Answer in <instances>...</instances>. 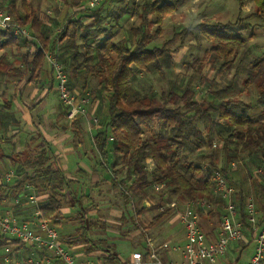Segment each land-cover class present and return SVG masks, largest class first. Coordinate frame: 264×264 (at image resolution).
<instances>
[{"label":"trees","instance_id":"trees-1","mask_svg":"<svg viewBox=\"0 0 264 264\" xmlns=\"http://www.w3.org/2000/svg\"><path fill=\"white\" fill-rule=\"evenodd\" d=\"M0 1L13 21L30 32L26 37L12 29L0 31V167L5 164L13 169L11 179L0 181V212L9 210L17 220L29 224L47 220L54 227L63 225L62 220H73L77 223L74 235H63L68 248L81 244L85 255L97 252L100 264H124L115 251V242H110L120 235L106 231L107 222L98 212L101 203H106L105 210L121 203L119 219L131 222L126 231H138L144 241L147 235L135 220L145 205L136 209L135 204L146 199L154 204L151 196L159 203L164 199L162 193L152 195L155 183H162L186 201H207L211 210L204 218L219 222L225 199L215 194L212 179L214 171H219L227 183L238 185L232 200L243 222L246 241L236 243L242 250L254 240L255 230L243 213L248 193L239 184L241 179L235 182V176L240 165L259 176L254 178L259 226L264 220V202L260 203L264 197V54L247 62L241 87L248 91V101L232 96L237 71L223 87L216 86L214 76L233 64H242L245 30L258 25L264 32V0H252L254 11L246 15L240 11L233 21H201L173 31L161 43L154 40L161 32V22L182 0H104L93 8L86 6L88 0H79L72 12L68 10L74 4L72 0H54L52 15L42 9L40 0ZM244 1L238 0L239 10ZM127 17L137 21L126 29V38L116 40L117 29ZM250 19L259 23L252 24ZM191 35L202 36L210 44L202 60L214 75L209 79L200 64L196 67L197 82L205 86L203 96L197 97L191 79L167 89L157 90L152 84L137 88L138 75L162 74L172 55ZM49 54L62 66L76 102L81 97L87 99L83 110L95 104L93 112L99 119L91 142L101 159L111 143L114 160L110 179L100 177L91 182L83 170L80 176L89 180L87 184L67 177L55 164L49 142L37 127L29 128L15 106L18 98L27 100L34 88L45 89L44 98L51 89L56 92L54 74L46 68ZM74 86L82 93L75 92ZM8 87H12L9 93ZM88 91L92 93L90 102ZM59 102L58 116L68 119V106ZM70 122L69 129L60 124V131L71 132L74 145L82 143L86 125L83 113ZM122 172L123 177L117 178ZM106 182L109 188L104 189L101 185ZM112 188L116 189L114 199L107 197ZM36 190L43 196L32 204L28 196ZM64 204L70 214L62 212ZM90 210L98 215H91ZM168 211L156 212L149 225ZM196 211L199 218L203 216ZM207 232L210 238L214 228ZM5 239L0 234V251L10 255ZM34 248L36 256H45V250ZM132 250L145 258L149 247L145 241L139 250Z\"/></svg>","mask_w":264,"mask_h":264},{"label":"rangeland","instance_id":"rangeland-1","mask_svg":"<svg viewBox=\"0 0 264 264\" xmlns=\"http://www.w3.org/2000/svg\"><path fill=\"white\" fill-rule=\"evenodd\" d=\"M72 7L68 9L70 12H72V9H77L79 0H72ZM77 3V4H76ZM55 5L54 0H43L42 1V9H45L47 13L52 15L53 6ZM61 6V4H60ZM254 4L252 0H245L241 6V10H239V3L238 0H182L175 10L168 15H166L162 22H161V32L159 35H155L154 40L157 43H161L162 41L170 38L173 34V31L180 30L183 27L192 26L195 25L201 21L206 20H216L221 22L226 21H233L235 18L239 15L241 11V15H246L252 11H254ZM63 11V9H62ZM137 20L132 17H127L123 20L121 25L118 27L116 32V40H123L126 38V29L133 23H135ZM250 22L252 24H258L259 21L256 19H250ZM155 26L152 28L154 29ZM150 29V28H149ZM30 34V32H29ZM243 40H244V48H243V61L242 64L239 66H236V64H233L229 66L223 73L216 74L214 77L216 79V86L217 87H223L227 85L235 76V71H237V76L235 78V90L233 92V97L240 98L243 100L248 101L250 99V95L248 94L247 90H242L241 84L244 77V73L246 71L247 62L257 55L264 54V32L258 25H252L249 29L245 30L243 32ZM209 42L202 36H189L186 38L185 45L180 48L178 51H176L172 57L170 58L168 67L164 69V72L162 74L157 73L155 75H138L137 80L135 82V85L140 90L146 89L150 84L157 89H167L170 86L178 85V84H185L189 79H191V84L197 88L198 93L197 97L200 98L205 93V86L199 85L197 82V71L196 67H198V64L201 65L202 71L207 75V77L210 79L214 74L213 70H210L209 66L204 64V60H202L205 50L209 47ZM175 44L172 45L174 47ZM50 55V54H49ZM52 56V55H51ZM53 57V56H52ZM47 71L49 72V68L46 63ZM178 75V76H176ZM75 92H81L80 87L74 86ZM12 90V87L7 88V92ZM32 91V90H31ZM86 97L88 98V101H91L92 93L88 91ZM208 98H210V95H207ZM46 102L49 105H52L56 107V110L59 112V97L57 93L51 89L48 93V95L45 97ZM18 101L21 102V99L18 98ZM95 104L89 105L86 109H84L83 116L85 117V124L87 126V129H91L93 132L94 126L97 125V121L99 118L94 114L93 110L95 109ZM48 108V107H47ZM47 110V109H46ZM45 112V110H44ZM71 119H67L66 117H63L59 114L57 117V123H59L58 127L60 128V124L66 125V129H69L71 127V123L69 121ZM96 123V124H95ZM70 124V125H68ZM201 128V125L199 126ZM58 128V129H59ZM60 130V129H59ZM69 135V140L75 143L74 136L71 132H66ZM75 140H78L77 137H75ZM90 135L89 132H87V135H84L82 144L77 147L75 144L76 155H73L70 159L71 162L76 166V162L80 166H84L86 164V169L90 171L91 164L98 163L96 166V171L99 174L101 178L104 179H110V173L109 168L114 160V155L110 150L111 143L109 142L107 145V154L106 156L101 159L98 155V153L94 150L92 144L90 143ZM74 145V144H73ZM86 152V154L84 153ZM78 154H85L82 155V159L78 156ZM81 161V162H80ZM76 163V164H75ZM122 163V160L120 161V164ZM239 173L237 174L236 181H239L241 179V182L239 184H242L245 191L248 193V196L252 198V200L257 204L256 202V195H255V181L254 178L259 177L256 176L257 174L252 172L249 174L246 170V167L240 165L239 166ZM255 169V168H254ZM13 170L11 167L9 168L5 164H1L0 167V178L5 179V174ZM110 171H112V168H110ZM124 173L117 175V178L123 177ZM253 175V178H252ZM195 177H198L195 175ZM77 179L84 180L83 182L87 184L89 181L87 178H83L80 175L76 176ZM131 179L127 181V183H130ZM87 182V183H86ZM162 184V183H161ZM234 188L238 187V185L232 183ZM108 182L101 185L104 189H107ZM240 186V185H239ZM86 188V187H85ZM109 188V186H108ZM32 189V188H30ZM109 195L107 197H110L111 199H114L116 196V189H108ZM107 192L105 190L102 191ZM37 196V200H39L43 193L41 191L36 190L34 192ZM158 193H162L164 196V199L159 203L155 197L151 196L152 202L154 204H151V201H149L148 205L143 206L142 203L135 204V208L139 209L141 206L144 207V210L140 212L139 215L136 217V224L142 228L146 235L158 239L160 241H167V242H175L177 239L179 243L184 244L185 242V230L183 228V224L179 220V214L184 209L186 200L181 198L177 193L168 191L163 184L161 185L160 189L158 191L152 190V195H157ZM147 200V199H146ZM264 202L263 199L260 200L261 202ZM105 204L101 203L100 206L102 207L100 212L101 220H105L107 222V230L109 233L115 232L116 235H120V237L116 236L115 238H110V242H115V251L120 257L121 261L126 264H131L130 255L132 252H135L136 250L132 249H140L141 246L144 245V237L140 238L139 232L136 230H127L126 228L130 227L131 222L127 220L125 223L122 222L119 219V214L122 213V208L117 205H112L111 208L105 210ZM169 208V211L155 224L149 225L152 216L158 212L159 210L167 209ZM74 210V208H73ZM116 213H113V212ZM62 212L64 214H70L69 207L67 204H64L62 208ZM119 212V213H117ZM90 214H96L98 215L94 210H90ZM35 216V214H34ZM66 220H62L63 225H60L58 227H55L58 230L59 233V239L61 243L67 247V244L64 242L65 238H63V235L67 232H71L75 230V227L77 226V223L73 220H69V222H65ZM218 220H207L204 218V215L199 218V224L201 226L202 231L208 235V230L215 229V227L218 224ZM118 226L121 227V231L116 232L118 230ZM124 235H122V233ZM74 235V233L72 234ZM246 241V238L244 236V241H239L240 244H243V242ZM8 243L9 253L10 255L4 251H0V259L1 264H27L26 259L30 256L36 255V249L29 244H22L14 239H12ZM181 244V245H182ZM254 246L255 242L250 241L241 251V254L237 260L236 264H247L248 260L250 259L251 255L254 253ZM18 248L16 251L15 248ZM76 248L71 247L69 248L71 254L75 257V259L79 261H90L92 264H100V260H97V252H93L90 255H85V253H82L83 249L85 248ZM228 255L231 258V251H227ZM233 257V256H232ZM264 263V260L261 264ZM227 264V263H225Z\"/></svg>","mask_w":264,"mask_h":264},{"label":"built area","instance_id":"built-area-1","mask_svg":"<svg viewBox=\"0 0 264 264\" xmlns=\"http://www.w3.org/2000/svg\"><path fill=\"white\" fill-rule=\"evenodd\" d=\"M103 1L88 0L86 6L93 8ZM7 29H12L15 34L30 37L27 28L15 23L12 15L2 6L0 1V31ZM46 61L49 71L54 74L57 95L60 101L69 108L67 117L71 119L76 114L83 113L82 105L87 99L81 97L76 102L75 96L68 89V79L62 66L51 55H47ZM12 176L13 171H8L5 174V180L11 179ZM212 179L215 194L225 199L214 237L210 239L202 231L196 211L198 209L203 215H207L211 210L210 204L205 200H187L184 209L179 214V220L185 230L184 244L171 245L167 241L146 236L145 241L149 247L148 255L143 258L139 251L132 252L130 255L131 264H216L225 255L232 243L244 239L243 222L232 200V194L235 191L234 186L227 183L219 171H214ZM153 187L155 191H158L161 184L155 183ZM28 199L32 204L37 202L35 194H30ZM148 204V200L143 201V205ZM243 213L247 222L255 230L254 253L247 264H261L264 260V220L257 226L258 209L249 196L246 198ZM35 215L37 216L38 213ZM0 234L5 235L6 242L14 239L22 244H29L45 250L44 257L30 256L26 259L27 264H92L90 261L76 260L69 248L61 243L57 229L47 220H38L31 224L20 222L9 210H6L0 212ZM163 251L178 252L181 258L178 261L164 259Z\"/></svg>","mask_w":264,"mask_h":264},{"label":"crops","instance_id":"crops-1","mask_svg":"<svg viewBox=\"0 0 264 264\" xmlns=\"http://www.w3.org/2000/svg\"><path fill=\"white\" fill-rule=\"evenodd\" d=\"M42 1L40 0L39 3L42 6ZM37 2V0H35ZM45 89L38 91L36 88L32 89L30 94L28 95L27 100H23L22 102L15 101V106L22 116V118L26 121L29 128H32L33 126L37 127L40 132L43 134L45 139L49 142L51 150L53 152V156L55 159V164L57 167H59L67 177L71 179H77L76 176L81 174V171H85V175L90 178L91 182L97 181L100 176L96 171V167L91 164L90 171L86 169V164L84 166H80L78 162H76V166L71 162V157L73 155H76L75 145L72 141L69 140V135L65 131H60L57 123V117H58V111L56 110V107L49 105L45 98ZM35 104V106H33ZM48 107V108H47ZM47 109V110H46ZM45 110V112H44ZM86 123V122H85ZM51 127V128H49ZM59 128V129H58ZM87 132H89L90 135V141H91V133L92 130L87 129V126L85 125L84 135H87ZM83 142V141H82ZM92 144V142H90ZM82 143L77 144V147H79ZM93 146V144H92ZM86 154V152L84 151ZM84 154V155H85ZM83 154H78L80 159H82ZM83 155V156H84ZM5 160V159H4ZM3 162V160H0ZM81 162V161H80ZM1 181V178H0ZM113 213H116L115 211ZM119 213V212H117ZM121 214H119L120 216ZM218 226V225H217ZM217 226L214 229L213 236L210 234V239H212L216 233ZM58 231V230H57ZM59 234V233H58ZM178 239L175 242H170V244H182L177 242ZM83 245L79 244L74 247L76 248H83ZM227 251H231V258L228 255ZM225 255L216 263V264H236L237 260L241 254V249L238 243L234 242L232 245L228 248ZM84 253V249L82 251ZM163 258L164 259H171L174 261L180 260V254L178 252H172V251H163ZM233 256V257H232ZM130 259V258H129ZM77 260V259H76ZM126 264H128L126 262ZM245 264V263H244Z\"/></svg>","mask_w":264,"mask_h":264}]
</instances>
